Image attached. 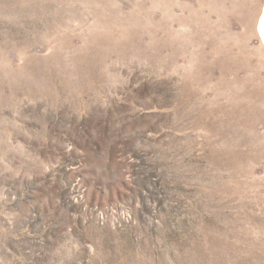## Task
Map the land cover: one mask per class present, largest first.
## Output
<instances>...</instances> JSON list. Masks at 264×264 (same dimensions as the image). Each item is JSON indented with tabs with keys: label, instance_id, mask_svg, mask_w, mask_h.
Instances as JSON below:
<instances>
[{
	"label": "rangeland",
	"instance_id": "374dc122",
	"mask_svg": "<svg viewBox=\"0 0 264 264\" xmlns=\"http://www.w3.org/2000/svg\"><path fill=\"white\" fill-rule=\"evenodd\" d=\"M176 1L172 68L170 0H0V264H264V0Z\"/></svg>",
	"mask_w": 264,
	"mask_h": 264
},
{
	"label": "bare ground",
	"instance_id": "6f19581e",
	"mask_svg": "<svg viewBox=\"0 0 264 264\" xmlns=\"http://www.w3.org/2000/svg\"><path fill=\"white\" fill-rule=\"evenodd\" d=\"M229 0H214V3L211 5V14L212 16L216 17L217 15L221 16L222 19L226 16L227 13H225L226 5ZM241 2H245L244 0H240ZM230 3V2H229ZM228 3V4H229ZM170 30H171V36H172V68L177 67V54L180 55L181 59L186 63L187 62V50L185 49L184 43H182V50H178L177 47V37L178 35H181L184 37V35L188 31V27H193L196 29V24L198 23V16L196 13V10H193L189 5H187L185 2L178 3L176 0H170ZM179 7V10L181 11V14H177L176 10ZM230 7V5H228ZM211 28L214 31L215 30V22L211 21ZM257 32L260 38V42L262 45V48H264V8L262 12V16L260 17ZM180 64V63H179ZM181 69L179 66V69L182 70V73L185 69H187L186 64L181 65ZM178 71V70H177ZM181 73V74H182Z\"/></svg>",
	"mask_w": 264,
	"mask_h": 264
}]
</instances>
